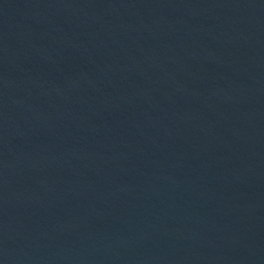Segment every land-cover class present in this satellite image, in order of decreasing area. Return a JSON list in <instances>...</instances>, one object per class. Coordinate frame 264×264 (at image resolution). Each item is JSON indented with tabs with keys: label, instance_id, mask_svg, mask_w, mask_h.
<instances>
[{
	"label": "water",
	"instance_id": "95a60500",
	"mask_svg": "<svg viewBox=\"0 0 264 264\" xmlns=\"http://www.w3.org/2000/svg\"><path fill=\"white\" fill-rule=\"evenodd\" d=\"M0 264H264V0H0Z\"/></svg>",
	"mask_w": 264,
	"mask_h": 264
}]
</instances>
